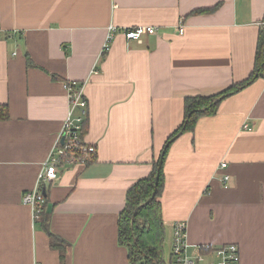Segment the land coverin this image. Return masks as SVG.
I'll return each mask as SVG.
<instances>
[{
    "label": "crops",
    "instance_id": "crops-1",
    "mask_svg": "<svg viewBox=\"0 0 264 264\" xmlns=\"http://www.w3.org/2000/svg\"><path fill=\"white\" fill-rule=\"evenodd\" d=\"M263 22L264 0H0V264H131L117 234L127 189L150 174L186 96L248 77ZM109 25L156 32L138 42L117 31L102 53ZM66 81L83 83V137L96 155L44 185L34 220L21 196L61 130ZM162 171L168 262L173 222L184 220L188 253L236 243L240 264H264V77L176 137Z\"/></svg>",
    "mask_w": 264,
    "mask_h": 264
},
{
    "label": "built area",
    "instance_id": "built-area-1",
    "mask_svg": "<svg viewBox=\"0 0 264 264\" xmlns=\"http://www.w3.org/2000/svg\"><path fill=\"white\" fill-rule=\"evenodd\" d=\"M183 28V21L180 19L177 29L181 33ZM117 31H121L127 41L140 42L143 35L154 34L156 28L151 25H136L118 30L113 25H109L101 48L102 53L108 50L112 37ZM63 87L69 98L68 112L54 146L37 173L34 186L21 196L22 204L29 207L34 220H37L44 212V185L54 181L67 166H85L91 163L96 155L95 144L87 142L83 137V125L87 113L83 83L66 81ZM221 166L224 167L225 163ZM228 179V175L223 176V182H227ZM195 249L194 253H188L186 222L184 220L173 222L170 264H240V253L236 243L203 244L196 246Z\"/></svg>",
    "mask_w": 264,
    "mask_h": 264
},
{
    "label": "trees",
    "instance_id": "trees-1",
    "mask_svg": "<svg viewBox=\"0 0 264 264\" xmlns=\"http://www.w3.org/2000/svg\"><path fill=\"white\" fill-rule=\"evenodd\" d=\"M215 7L198 8L191 13H207L214 10ZM26 61L28 65H31L29 57L26 58ZM259 77H264V26L258 35L254 64L248 77L213 94L186 96L183 100V120L180 126L167 137L166 141L180 130H182V133L192 131L199 117L214 114L217 105L223 98L246 87ZM223 94L227 95L219 100ZM7 116V108L4 106L0 110V118ZM182 126H184V129H182ZM167 149L168 147L165 150V154ZM158 159L153 162L152 170L147 177L137 180L127 189L125 204L117 219L118 241L127 248L128 259L131 264H170L164 260L162 245L165 234L159 200L164 185L162 167L154 198L147 205L140 207L134 220L131 221V215L135 207L144 202L153 190ZM48 234L50 247L62 252L65 243L49 231Z\"/></svg>",
    "mask_w": 264,
    "mask_h": 264
},
{
    "label": "water",
    "instance_id": "water-1",
    "mask_svg": "<svg viewBox=\"0 0 264 264\" xmlns=\"http://www.w3.org/2000/svg\"><path fill=\"white\" fill-rule=\"evenodd\" d=\"M263 26H264V25H263ZM226 95H227V94H223V95L219 98V100H220L221 98L225 97ZM185 123H186V121H185ZM182 129H184V126H182ZM181 133H182V130H180L177 134H175L174 136H172L170 139H168V140L165 142V144H164V146H163V149H162V151H161V153H160V157H159V159H158V163H157V167H156V173H155V176H154V186H153V190H152L150 196H149L144 202L140 203L139 205H137V206L135 207V209H134V211H133V213H132V215H131V221L134 220L137 210H138L140 207L147 205V204H148L149 202H151V200L154 198L155 193H156V189H157V185H158L159 174H160V169H161V167H162L163 157H164V154H165V150H166V148L169 146V144H170V143H171L176 137H178ZM43 192H44V194H45V191H44V190H43Z\"/></svg>",
    "mask_w": 264,
    "mask_h": 264
},
{
    "label": "rangeland",
    "instance_id": "rangeland-1",
    "mask_svg": "<svg viewBox=\"0 0 264 264\" xmlns=\"http://www.w3.org/2000/svg\"><path fill=\"white\" fill-rule=\"evenodd\" d=\"M165 229V228H164ZM169 232L165 231V234H164V241H163V257H164V260L167 261L168 259V255H169Z\"/></svg>",
    "mask_w": 264,
    "mask_h": 264
}]
</instances>
